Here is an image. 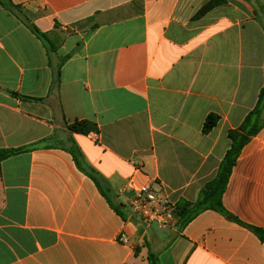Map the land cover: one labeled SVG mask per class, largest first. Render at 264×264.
<instances>
[{
  "label": "crops",
  "instance_id": "0c3cea01",
  "mask_svg": "<svg viewBox=\"0 0 264 264\" xmlns=\"http://www.w3.org/2000/svg\"><path fill=\"white\" fill-rule=\"evenodd\" d=\"M209 1L10 0L55 59L70 56L59 87L46 46L0 4V148L44 141L0 164V264H149L150 253L160 264H264V127L234 166L227 214L154 228L125 200L132 181L196 202L264 88V0H226L194 19ZM211 114L220 120L206 133ZM82 120L100 131L71 135Z\"/></svg>",
  "mask_w": 264,
  "mask_h": 264
},
{
  "label": "trees",
  "instance_id": "16d2710c",
  "mask_svg": "<svg viewBox=\"0 0 264 264\" xmlns=\"http://www.w3.org/2000/svg\"><path fill=\"white\" fill-rule=\"evenodd\" d=\"M226 2V0H210L206 3L202 9L196 14L194 19H199L210 12L212 9ZM0 4L6 9L16 13L18 17H21L24 24L30 29V31L35 34L41 42L46 46L48 50V58L53 72V86L59 87L61 69L65 62L69 59L70 56L57 57L54 58L56 54L54 46L48 39L47 35L40 31L34 24L29 22L27 19L21 16V10L14 6L10 0H0ZM13 96L19 97L17 93L10 92ZM24 99H33L41 101L43 99L30 98L26 96H21ZM220 117L215 114H211L206 119L204 124V132H210L214 127L217 126ZM264 127V88L261 90L258 102L255 108L246 116L242 125L237 128L230 130L228 136L231 140V146L228 149L225 157L223 158L217 175L215 178L201 189L199 197L196 202L183 201L178 203V227L184 228L192 220H194L199 214L207 210L217 211L222 214H227L226 209L223 205V195L228 186L232 171L236 165L238 158L240 157L243 148L251 140L252 137L256 136ZM67 129L72 135L73 133L89 135L90 133H98L100 131L98 125L89 120L75 121L74 123L68 124ZM72 139V136H71ZM73 141V140H72ZM44 141L28 146H23L19 148H0V164L14 156L31 152L36 149H39L43 146ZM69 152L74 158V161L78 167L89 174L94 173V171L88 166L85 161V158L76 144H72L69 148ZM93 178L98 181V177L92 174ZM102 192L105 194V191L102 189ZM149 264H160L158 258L153 254H149Z\"/></svg>",
  "mask_w": 264,
  "mask_h": 264
},
{
  "label": "built area",
  "instance_id": "2783aa9c",
  "mask_svg": "<svg viewBox=\"0 0 264 264\" xmlns=\"http://www.w3.org/2000/svg\"><path fill=\"white\" fill-rule=\"evenodd\" d=\"M125 190L131 192L125 197L130 214L138 217L146 226L157 225L162 229H174L178 226V202L168 194L157 190L153 184L136 186L130 182ZM120 242L130 245V239L125 233L120 234Z\"/></svg>",
  "mask_w": 264,
  "mask_h": 264
},
{
  "label": "rangeland",
  "instance_id": "374dc122",
  "mask_svg": "<svg viewBox=\"0 0 264 264\" xmlns=\"http://www.w3.org/2000/svg\"><path fill=\"white\" fill-rule=\"evenodd\" d=\"M152 226H153L154 228H157V225H155V224H154V225H152Z\"/></svg>",
  "mask_w": 264,
  "mask_h": 264
}]
</instances>
